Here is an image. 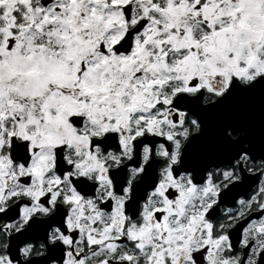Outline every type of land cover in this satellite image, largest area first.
Instances as JSON below:
<instances>
[{
    "label": "snow or ice",
    "instance_id": "1",
    "mask_svg": "<svg viewBox=\"0 0 264 264\" xmlns=\"http://www.w3.org/2000/svg\"><path fill=\"white\" fill-rule=\"evenodd\" d=\"M0 264H264V0H0Z\"/></svg>",
    "mask_w": 264,
    "mask_h": 264
}]
</instances>
